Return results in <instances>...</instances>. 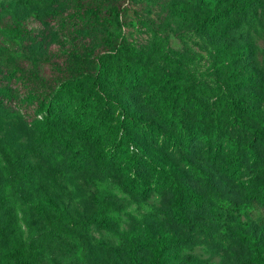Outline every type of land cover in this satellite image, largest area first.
<instances>
[{
    "label": "rangeland",
    "instance_id": "obj_1",
    "mask_svg": "<svg viewBox=\"0 0 264 264\" xmlns=\"http://www.w3.org/2000/svg\"><path fill=\"white\" fill-rule=\"evenodd\" d=\"M0 97V264L264 260V0H0Z\"/></svg>",
    "mask_w": 264,
    "mask_h": 264
},
{
    "label": "trees",
    "instance_id": "obj_2",
    "mask_svg": "<svg viewBox=\"0 0 264 264\" xmlns=\"http://www.w3.org/2000/svg\"><path fill=\"white\" fill-rule=\"evenodd\" d=\"M45 1H47L49 5H52V3L54 2V0H45ZM87 9L89 8H87L85 5L76 6L75 9L73 10L74 12L67 15V20L82 18L86 13ZM101 9L102 8H96V7L91 8L92 20L103 22L105 20L107 21L108 19L113 18V16L111 15L112 14L111 11L107 10L108 13L104 12L103 14H101ZM117 16H118V11L115 10L114 17L117 18ZM166 83L170 85V90L177 91V87L172 84V81L170 79L167 80ZM4 101H9V98L0 97V103ZM16 105H19V107H21L20 104H16ZM84 105L85 104H82L79 108L80 109L79 112L81 114L85 112ZM44 119H45L44 124L46 128V133L51 137L63 139L62 133L67 128L72 130L75 133L77 139L81 141L83 144H85V146L93 147L98 144L99 134L97 130L93 126L87 125L86 123L82 122L81 120L82 118L80 117V114L77 115L74 112L68 111L67 108L65 107L60 108V106L58 105V101L56 100H52L51 98L48 100ZM102 157L107 162L110 163H114L116 160L114 156V150L111 152L106 151L104 154H102ZM186 199L187 198L179 197L176 199V203L180 207L187 208L189 206V202ZM250 199L256 202L259 206L264 208V195H251ZM11 254L16 259H19L21 256V251L20 249L16 248L11 252ZM252 261L255 264H264V260L261 258L259 259L251 258L250 262ZM151 264H160L158 251H155Z\"/></svg>",
    "mask_w": 264,
    "mask_h": 264
}]
</instances>
